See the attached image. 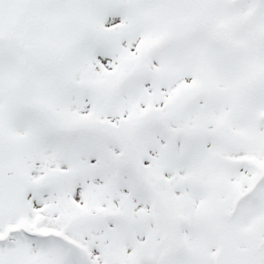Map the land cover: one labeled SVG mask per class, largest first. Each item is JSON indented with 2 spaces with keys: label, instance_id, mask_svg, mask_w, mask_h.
Listing matches in <instances>:
<instances>
[{
  "label": "snow or ice",
  "instance_id": "snow-or-ice-1",
  "mask_svg": "<svg viewBox=\"0 0 264 264\" xmlns=\"http://www.w3.org/2000/svg\"><path fill=\"white\" fill-rule=\"evenodd\" d=\"M0 264H264V0H0Z\"/></svg>",
  "mask_w": 264,
  "mask_h": 264
}]
</instances>
